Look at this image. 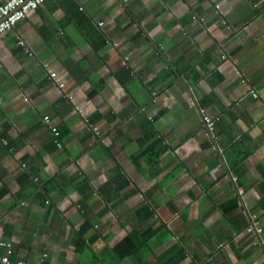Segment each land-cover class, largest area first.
Here are the masks:
<instances>
[{
    "label": "crops",
    "instance_id": "1",
    "mask_svg": "<svg viewBox=\"0 0 264 264\" xmlns=\"http://www.w3.org/2000/svg\"><path fill=\"white\" fill-rule=\"evenodd\" d=\"M0 240L12 263L264 264V0H47L1 36Z\"/></svg>",
    "mask_w": 264,
    "mask_h": 264
},
{
    "label": "built area",
    "instance_id": "2",
    "mask_svg": "<svg viewBox=\"0 0 264 264\" xmlns=\"http://www.w3.org/2000/svg\"><path fill=\"white\" fill-rule=\"evenodd\" d=\"M47 0H4L0 1V37L3 36L5 33L12 31L15 26L27 19L33 12H35L39 7H41ZM218 8V7H217ZM196 21L195 18H193ZM103 22H99L98 26L102 27ZM18 44L21 48L26 47V43L24 40L20 39ZM114 47H117L116 43H113ZM223 59L226 56H222ZM128 58L125 57L123 59V66H126V60ZM49 77L53 80H57V73L48 70L47 71ZM58 87L60 89L64 88V84L62 82H58ZM250 96L253 99H257L258 95L256 91L250 90ZM155 95V92L152 93ZM44 122L49 126V130L52 135L53 143L57 148H61V144L59 142L60 132L55 125L50 124V119L48 116L43 118ZM202 122L206 127L207 134H212L215 127V120L211 118L208 114L202 113ZM3 145H7L5 140H2ZM248 233H253L255 235H259L262 233V229L260 228L257 221H254L251 226L247 228ZM13 254V247L11 242L6 240H0V264H42V262L31 263L25 260H17L16 262L12 263L10 261V257ZM45 257V256H44Z\"/></svg>",
    "mask_w": 264,
    "mask_h": 264
},
{
    "label": "trees",
    "instance_id": "3",
    "mask_svg": "<svg viewBox=\"0 0 264 264\" xmlns=\"http://www.w3.org/2000/svg\"><path fill=\"white\" fill-rule=\"evenodd\" d=\"M149 118V120L151 119L150 117H148Z\"/></svg>",
    "mask_w": 264,
    "mask_h": 264
}]
</instances>
